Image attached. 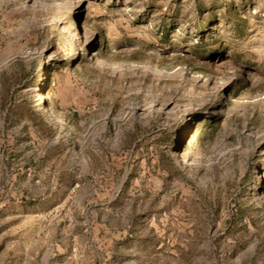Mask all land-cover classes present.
Masks as SVG:
<instances>
[{"label":"rangeland","instance_id":"rangeland-1","mask_svg":"<svg viewBox=\"0 0 264 264\" xmlns=\"http://www.w3.org/2000/svg\"><path fill=\"white\" fill-rule=\"evenodd\" d=\"M0 264H264V0H0Z\"/></svg>","mask_w":264,"mask_h":264}]
</instances>
